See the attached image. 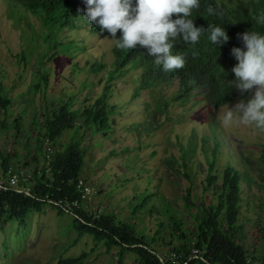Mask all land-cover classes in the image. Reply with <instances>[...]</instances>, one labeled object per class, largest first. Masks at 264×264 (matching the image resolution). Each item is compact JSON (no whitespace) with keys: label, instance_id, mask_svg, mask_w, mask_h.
Masks as SVG:
<instances>
[{"label":"rangeland","instance_id":"obj_1","mask_svg":"<svg viewBox=\"0 0 264 264\" xmlns=\"http://www.w3.org/2000/svg\"><path fill=\"white\" fill-rule=\"evenodd\" d=\"M88 28L79 17L61 28L47 26L39 15L13 0H0V92L12 100L7 112L0 111V152L9 153L19 171L32 174L33 152L38 154V164L46 154L44 143L42 148L36 143L37 122H44L45 111L72 100L71 108L81 112L103 96L108 84L107 102L115 105L108 114L113 123L99 133L69 128L56 141V148H61L83 136L84 174L95 189L94 202L132 225L161 255L169 256L179 243L170 234L171 216L181 219L186 230L193 229L190 212L197 214V210L186 205L187 189L198 204L212 200L219 187L203 191L209 164L202 137L208 136L211 151L215 136L220 143L216 172L221 174L227 161L234 163L242 174V197L251 203L249 212L242 204L239 220L246 221L243 216L249 214L258 216L263 224L264 132L221 123L228 107L242 99L210 109L200 90L177 98V79L136 91L142 69L129 68L121 76L114 73L109 77L113 38ZM104 62L101 70L90 72L91 66ZM18 115L17 132L12 124ZM72 219L71 213L58 212L46 202L40 209L30 210L23 222L17 218L6 224L0 221V264H50L81 252L87 254L82 264H117L118 260L140 264L132 251L119 255V247L108 250L92 235L77 238ZM246 223L236 233V240L247 250L264 255V239L253 233L250 221Z\"/></svg>","mask_w":264,"mask_h":264},{"label":"trees","instance_id":"obj_2","mask_svg":"<svg viewBox=\"0 0 264 264\" xmlns=\"http://www.w3.org/2000/svg\"><path fill=\"white\" fill-rule=\"evenodd\" d=\"M13 1L31 13L39 15L44 25H58L61 28L79 17L85 25L89 26L92 33H108L102 32L96 24L88 21L84 0ZM209 5L223 15H208L206 8ZM261 13H264V0H200V8L194 9L192 13L195 26L205 29L209 24L222 26L229 36L228 42L218 47L212 45L208 40L207 31L201 36L200 43L195 46L177 41L172 51L173 54H185V67L165 73L155 65V57L149 55L146 48L138 46L136 49L125 51L116 47L113 39L112 68L108 76L114 73L121 76L126 69L140 67L142 72L138 78L139 83L135 87L136 91L156 83L177 79L178 86L175 93L177 98L188 97L194 91L200 90L204 92L207 107L210 109H216L235 99L247 102L254 95L253 91L241 93L232 82L236 79L232 69L238 64L232 49L239 47L246 51L240 34L247 31L264 34V25L257 23L255 19ZM172 18L176 19L177 15L174 14ZM120 37L121 32L118 31L116 39ZM194 51L198 55L193 56ZM105 65V62L95 64L91 66L90 72H98ZM43 77L47 80L46 75ZM109 87L110 85L105 84L106 89ZM106 89L102 92V97H96L95 102L87 105L81 112L71 108L72 100L45 111L44 122H37L39 131L36 143L42 148L45 138H49L55 147L54 151L50 159L46 154L43 155L44 162L41 164H38V154L33 152L35 166L28 191L9 185L0 188V221L6 224L9 220L17 218L19 222H23L30 210L40 209L43 203L48 202L56 207L58 212L72 214V226L77 231V238L84 234L92 235L95 240L103 241L108 250L114 246L119 247V255L126 250L132 251L137 255L140 264H250L247 262L248 254H251L253 258L264 260V255L247 250L236 240V233L245 228L248 224L246 221L251 222L253 233L264 239V223H261L258 216L254 215L251 218L249 214L243 216L246 221L239 220L242 204L245 203V209L249 212L252 209L251 203L242 197V174L234 163L227 161L222 173L216 172L215 164L220 143L215 136H213L215 142L211 151L208 150V136L202 137L205 157L209 164L203 191L206 192L211 186H219L214 189L213 199L208 203L201 200L197 204L193 201L191 189L188 188L184 195L186 205L190 210L193 206L197 210V214L190 212L194 217L193 229L186 230L182 220L176 216L170 218V234L179 240L178 245L173 247L172 253L178 256L179 263L171 261V254L161 255L144 235L137 233L135 228L124 220L118 219L113 211L104 210L97 217L92 218L82 207L66 211L55 203L62 196H67L69 199L79 196L74 180L84 173L86 157V149L81 144L82 135L72 138L61 148H56V141L69 128L75 129L76 132L90 128L92 133H99L103 127L113 123L108 114L115 105L108 104ZM11 102L8 96L0 92V111L7 112ZM20 117L21 115H18L12 124L17 132L20 130ZM78 118L81 120H77ZM210 118L213 119L212 116ZM0 124H2L1 120ZM211 127L212 131L216 130L215 120L211 122ZM261 157L264 161V142ZM46 160H48L47 165ZM0 165L3 177H7L9 169L20 172L17 164L12 163L11 155L4 151L0 152ZM219 176H221L220 183ZM159 230L156 229L155 233H159ZM193 250L197 251L193 253ZM86 255V252H81L77 256L59 258L50 264H82ZM117 264H122V261L118 260Z\"/></svg>","mask_w":264,"mask_h":264},{"label":"clouds","instance_id":"obj_3","mask_svg":"<svg viewBox=\"0 0 264 264\" xmlns=\"http://www.w3.org/2000/svg\"><path fill=\"white\" fill-rule=\"evenodd\" d=\"M84 3L88 21L102 32L110 33L116 47L125 51L138 46L146 48L155 57V65L165 73L183 69L186 64L185 54H173L175 42L195 46L205 31L216 47L229 40L222 26L209 24L207 29L195 26L192 13L200 8V0H84ZM206 12L223 15L211 5ZM174 14L176 19L172 18ZM255 19L264 25V13ZM118 31L121 37L116 39ZM240 38L246 51L239 47L232 49L238 60L232 69L236 77L232 82L241 93L254 90V95L247 102L241 100L234 107H228L221 123L225 127L244 125L264 132V34L247 31ZM192 54L198 55L195 51Z\"/></svg>","mask_w":264,"mask_h":264},{"label":"built area","instance_id":"obj_4","mask_svg":"<svg viewBox=\"0 0 264 264\" xmlns=\"http://www.w3.org/2000/svg\"><path fill=\"white\" fill-rule=\"evenodd\" d=\"M44 146L46 148V155L50 159L51 155L54 151L53 142L49 138H45ZM32 178L30 172L25 171H13L11 169L8 170L7 177H3L0 179V188L4 185L13 186L19 188V190L28 191V186L30 185V179ZM74 184L78 190L79 196L77 198L69 199L67 196H62L56 200V204L62 207L66 211H71L74 208L82 207L88 216L95 218L100 213H102L105 209L102 204L94 202L95 189L90 183L87 176L82 173L75 180ZM95 203V204H93ZM197 250H193L192 252H196ZM171 261L173 263H179L178 256L175 253H171ZM247 262L250 264H264V260L260 258H253L251 254H248Z\"/></svg>","mask_w":264,"mask_h":264}]
</instances>
